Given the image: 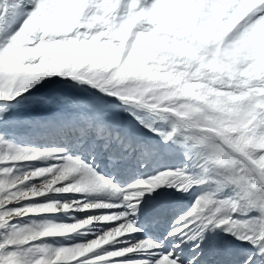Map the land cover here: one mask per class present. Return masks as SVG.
Returning a JSON list of instances; mask_svg holds the SVG:
<instances>
[{"label": "snow or ice", "instance_id": "1", "mask_svg": "<svg viewBox=\"0 0 264 264\" xmlns=\"http://www.w3.org/2000/svg\"><path fill=\"white\" fill-rule=\"evenodd\" d=\"M0 264H264V0H0Z\"/></svg>", "mask_w": 264, "mask_h": 264}, {"label": "rangeland", "instance_id": "2", "mask_svg": "<svg viewBox=\"0 0 264 264\" xmlns=\"http://www.w3.org/2000/svg\"><path fill=\"white\" fill-rule=\"evenodd\" d=\"M59 92L61 94L65 95H71L80 99L84 100H93L95 99L94 96L90 95V91L88 92L82 90L81 88L77 86H73L71 84H45L44 87L39 89L40 93H50V92ZM16 114L27 117L30 114H33L34 112L40 111V109L35 108L31 103H25L21 108L15 110ZM122 118L126 115L121 113ZM25 129V130H24ZM15 136L17 139V142L23 145H35L39 146L42 144H47L53 139H58L54 137L50 132L43 130V129H38V128H32L27 125H21L19 128L15 130ZM165 157V156H164ZM161 158L158 161L161 165L167 164L171 165L170 163H174V158L172 156H166L165 158ZM171 158V160H170ZM171 161V162H170ZM159 164V165H160ZM105 172H110L112 171L107 167V165H104L102 168ZM99 171V169H98ZM132 170L128 169L125 170V176L128 178V175L130 174ZM122 172V171H121ZM102 174V173H101ZM123 174L120 173V177L123 178Z\"/></svg>", "mask_w": 264, "mask_h": 264}, {"label": "bare ground", "instance_id": "3", "mask_svg": "<svg viewBox=\"0 0 264 264\" xmlns=\"http://www.w3.org/2000/svg\"><path fill=\"white\" fill-rule=\"evenodd\" d=\"M122 115V114H121ZM122 117V116H121ZM24 126V125H23ZM25 130V129H24ZM166 157V156H165ZM164 157V158H165ZM173 158V157H172ZM170 160H171V158H170ZM171 162V161H170ZM170 164H172V163H170ZM104 165H107L106 164V162H104V163H102L101 164V168L99 169V171H101V173L102 174H104V175H107L109 172H105L102 168H103V166ZM170 166V165H169ZM154 168H156L155 167V162H153V168H150V169H148L147 171L149 172V174H155L154 173ZM124 171V175H123V178H121L122 180L123 179H127L126 178V176H125V170H123ZM123 171L121 172L122 174H123ZM133 171V170H132ZM132 171L130 172V174L129 175H131L132 174ZM128 175V176H129ZM164 191H172V190H170V189H164ZM174 201H175V207L177 208V209H183V208H185V207H191V203H190V200H189V197H187V196H185V195H182V194H179V193H177L176 194V196L174 197ZM222 235V234H221Z\"/></svg>", "mask_w": 264, "mask_h": 264}]
</instances>
